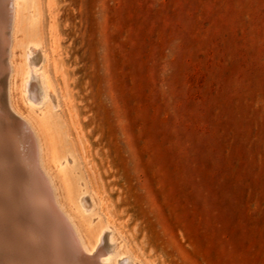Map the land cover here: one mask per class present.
Here are the masks:
<instances>
[{
    "label": "rangeland",
    "instance_id": "1",
    "mask_svg": "<svg viewBox=\"0 0 264 264\" xmlns=\"http://www.w3.org/2000/svg\"><path fill=\"white\" fill-rule=\"evenodd\" d=\"M34 4L4 36L34 29L84 212L131 264H264V0Z\"/></svg>",
    "mask_w": 264,
    "mask_h": 264
},
{
    "label": "bare ground",
    "instance_id": "2",
    "mask_svg": "<svg viewBox=\"0 0 264 264\" xmlns=\"http://www.w3.org/2000/svg\"><path fill=\"white\" fill-rule=\"evenodd\" d=\"M34 3L0 0V264H131L114 230L84 212L93 211L94 202L80 198L67 171L68 155L56 147L59 135L45 103L54 89L45 70L37 72L34 29L27 28L18 49L8 50L4 35L12 30L11 37H18L20 10L29 11L34 24ZM43 232L45 253L29 248L27 240L37 241ZM73 248L87 260L74 259Z\"/></svg>",
    "mask_w": 264,
    "mask_h": 264
},
{
    "label": "water",
    "instance_id": "3",
    "mask_svg": "<svg viewBox=\"0 0 264 264\" xmlns=\"http://www.w3.org/2000/svg\"><path fill=\"white\" fill-rule=\"evenodd\" d=\"M21 213H24L25 211L24 210H21L20 211ZM48 235L43 232L42 235H38L37 238L38 240L37 241H29L27 240L26 244L27 246L30 248V247H35L37 248L41 253H45V251L47 250V247H48ZM64 251L66 253V255H70V252L66 251V248H64ZM73 252H74V259L76 260H83V261H86L87 260V256L83 253H81L78 249L76 248H73ZM68 253V254H67ZM61 256V255H60ZM62 257V256H61ZM66 264H70L69 261L65 260Z\"/></svg>",
    "mask_w": 264,
    "mask_h": 264
}]
</instances>
